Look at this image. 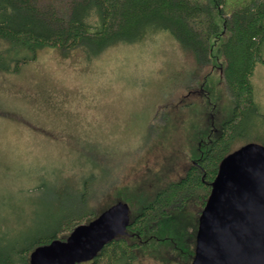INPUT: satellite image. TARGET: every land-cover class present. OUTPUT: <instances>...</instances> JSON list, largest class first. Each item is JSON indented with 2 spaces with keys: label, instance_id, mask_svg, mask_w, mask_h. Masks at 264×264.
<instances>
[{
  "label": "trees",
  "instance_id": "1",
  "mask_svg": "<svg viewBox=\"0 0 264 264\" xmlns=\"http://www.w3.org/2000/svg\"><path fill=\"white\" fill-rule=\"evenodd\" d=\"M160 31L171 34L199 66L211 64L198 87L205 101L202 122L183 117L179 125L190 102L178 109L161 107L149 127L151 138L162 131L163 142L167 131L185 130L182 146L188 150L178 152L186 158L184 173L164 181L161 170L150 172L125 186H111V192L108 181L95 185L90 176L76 182L63 178L52 187L41 182L27 190L31 213L24 219L21 204L7 197L3 206L16 221L8 216L0 222V264H29L37 245L66 239L76 225L119 200L130 206L126 234L77 264H134L146 257L161 264L191 263L199 214L220 161L236 149L231 145L240 126L260 112L252 74L257 63H264V0H0V72L20 71L45 47L82 48L93 56ZM221 84L230 105L219 103ZM197 203L195 212L190 206Z\"/></svg>",
  "mask_w": 264,
  "mask_h": 264
},
{
  "label": "rangeland",
  "instance_id": "2",
  "mask_svg": "<svg viewBox=\"0 0 264 264\" xmlns=\"http://www.w3.org/2000/svg\"><path fill=\"white\" fill-rule=\"evenodd\" d=\"M261 54L264 58V44ZM210 69L160 31L93 56L82 48L45 47L20 71L0 72V222L8 216L16 221L3 206L7 197L21 204L20 219L28 218L27 190L41 182L52 187L63 178L76 182L90 176L95 185L108 181L111 192V186L158 170L164 181L176 180L187 164L178 155L188 150L182 146L187 133L167 131L163 142L162 131L151 138L149 127L161 107L173 104L178 109L192 102L177 117L179 125L183 117H202L205 101L198 87ZM252 82L261 113L240 126L233 149L264 144V63H257ZM221 86L219 103L230 105ZM190 207L197 212L200 204ZM134 264L161 263L146 257Z\"/></svg>",
  "mask_w": 264,
  "mask_h": 264
},
{
  "label": "water",
  "instance_id": "3",
  "mask_svg": "<svg viewBox=\"0 0 264 264\" xmlns=\"http://www.w3.org/2000/svg\"><path fill=\"white\" fill-rule=\"evenodd\" d=\"M119 200L76 225L66 239L37 245L29 264H77L92 260L130 223ZM191 264H264V144L248 142L219 164L200 212Z\"/></svg>",
  "mask_w": 264,
  "mask_h": 264
},
{
  "label": "flooded vegetation",
  "instance_id": "4",
  "mask_svg": "<svg viewBox=\"0 0 264 264\" xmlns=\"http://www.w3.org/2000/svg\"><path fill=\"white\" fill-rule=\"evenodd\" d=\"M194 161V160H193ZM195 162V161H194ZM196 245V244H195ZM194 253H195V249H194ZM194 256V255H193Z\"/></svg>",
  "mask_w": 264,
  "mask_h": 264
}]
</instances>
